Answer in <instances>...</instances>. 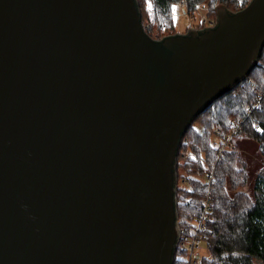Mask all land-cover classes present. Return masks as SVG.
Masks as SVG:
<instances>
[{
    "label": "water",
    "instance_id": "1",
    "mask_svg": "<svg viewBox=\"0 0 264 264\" xmlns=\"http://www.w3.org/2000/svg\"><path fill=\"white\" fill-rule=\"evenodd\" d=\"M152 39L137 0H0V264H174L183 136L264 48V0Z\"/></svg>",
    "mask_w": 264,
    "mask_h": 264
},
{
    "label": "trees",
    "instance_id": "2",
    "mask_svg": "<svg viewBox=\"0 0 264 264\" xmlns=\"http://www.w3.org/2000/svg\"><path fill=\"white\" fill-rule=\"evenodd\" d=\"M182 2L187 14L205 6L211 12L216 4L233 5L228 10L238 13L252 0H137L143 27L142 6L151 3L154 21L174 26L173 7ZM146 32L154 40L164 38L156 39ZM257 91L264 92V48L248 77L198 114L183 136L178 174L179 180H187V185L179 186L177 193L181 227L191 226L198 217L208 187L206 172L215 168L214 209L206 224L204 244L210 257L199 254L197 264H255L256 259L264 263V175L257 176L250 192L243 190L249 178L247 163L238 148L240 140H252L264 160V98L259 100ZM250 109L252 113L247 114ZM235 128L239 134L232 137V145L225 146L220 155L215 136L220 132L227 138ZM185 258L186 252L178 249L174 264H187Z\"/></svg>",
    "mask_w": 264,
    "mask_h": 264
},
{
    "label": "rangeland",
    "instance_id": "3",
    "mask_svg": "<svg viewBox=\"0 0 264 264\" xmlns=\"http://www.w3.org/2000/svg\"><path fill=\"white\" fill-rule=\"evenodd\" d=\"M149 4L151 5V7H149ZM184 4L185 3L182 2L179 7L177 6L175 8V12L173 13L174 26L168 24L165 26H161L160 23L155 22L152 16V13L155 11V8L151 3H148L146 7L145 5L144 7L142 6L143 24L145 29L152 35V37L156 39H161L169 35H175L179 33L185 34L190 29H195V28L204 29L207 28L209 24L216 23L217 21L216 9L218 6L221 5H217V4L214 5V7L216 6V8L211 12L208 9V7L205 6L204 8L200 7L196 12H193L192 14H187L184 13V11L182 10L183 7L184 8L186 7V5ZM223 6L226 7L227 9L228 7L230 8L234 7L233 5H223ZM209 15H212L213 17ZM240 123L242 124L241 121L239 122V124ZM231 134H233V131ZM215 139L219 141L220 147H223L224 145L223 141L225 139L224 138L222 139L218 135L215 136ZM231 145H232V141L229 142V146ZM238 148L242 153V155L244 156L245 161L247 163V171L249 178L248 184L243 190L246 192H250L251 189L253 188L254 181L257 178V176L264 175V160L259 153L258 145L252 140H247V139L240 140V143L238 144ZM198 253L202 257H210V254L204 245L200 248ZM255 264H264V263L256 259Z\"/></svg>",
    "mask_w": 264,
    "mask_h": 264
},
{
    "label": "built area",
    "instance_id": "4",
    "mask_svg": "<svg viewBox=\"0 0 264 264\" xmlns=\"http://www.w3.org/2000/svg\"><path fill=\"white\" fill-rule=\"evenodd\" d=\"M185 5V4H184ZM216 24V23H215ZM215 24L211 23L208 27H213ZM146 30V29H145ZM147 31V30H146ZM258 99L262 100L264 92L260 91L256 92ZM258 104L255 105L254 108H257ZM252 109L247 111V114H251ZM239 134V130L235 128L233 130V134L229 135L227 138H224L223 147L219 146V154L221 155L225 146H229V142L231 141L233 136H237ZM218 136L221 137V133H218ZM223 139V137H221ZM211 176V175H210ZM213 202L210 198H208L203 202L202 211H200L198 217L193 221L191 226L181 227L179 224V239L177 243V249L186 252L187 264H197V260L199 257L198 251L205 244L207 240L206 234V224L208 219H210V213L212 211Z\"/></svg>",
    "mask_w": 264,
    "mask_h": 264
},
{
    "label": "flooded vegetation",
    "instance_id": "5",
    "mask_svg": "<svg viewBox=\"0 0 264 264\" xmlns=\"http://www.w3.org/2000/svg\"><path fill=\"white\" fill-rule=\"evenodd\" d=\"M179 158V157H178ZM214 169L213 168L212 170H209L206 172V177H207V184H208V187H207V192H206V196L203 200V202L208 198V196L210 195V198L213 202V207H212V211L210 213V217H212V212H213V209H214V202H215V198H214V195H213V187H212V180H213V176H214ZM211 175V176H210ZM184 185H187V180L182 178L179 180V174H178V167H177V193H178V188L179 186H184ZM254 186V185H253ZM203 202L201 204V208H200V211H202V207H203ZM177 204H178V200H177ZM200 213V212H199ZM178 217H179V214H178ZM210 220V219H208ZM208 222V221H207ZM199 258V257H198Z\"/></svg>",
    "mask_w": 264,
    "mask_h": 264
},
{
    "label": "snow or ice",
    "instance_id": "6",
    "mask_svg": "<svg viewBox=\"0 0 264 264\" xmlns=\"http://www.w3.org/2000/svg\"><path fill=\"white\" fill-rule=\"evenodd\" d=\"M149 7H151V5L149 4ZM173 12H175V7H173Z\"/></svg>",
    "mask_w": 264,
    "mask_h": 264
},
{
    "label": "bare ground",
    "instance_id": "7",
    "mask_svg": "<svg viewBox=\"0 0 264 264\" xmlns=\"http://www.w3.org/2000/svg\"><path fill=\"white\" fill-rule=\"evenodd\" d=\"M259 106V105H258ZM226 149V148H225ZM231 149V148H230Z\"/></svg>",
    "mask_w": 264,
    "mask_h": 264
}]
</instances>
